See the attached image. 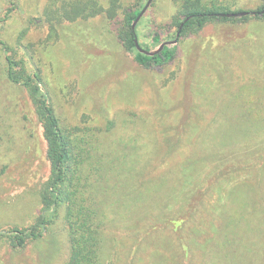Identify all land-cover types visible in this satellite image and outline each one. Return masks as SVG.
I'll return each mask as SVG.
<instances>
[{
    "label": "rangeland",
    "instance_id": "rangeland-1",
    "mask_svg": "<svg viewBox=\"0 0 264 264\" xmlns=\"http://www.w3.org/2000/svg\"><path fill=\"white\" fill-rule=\"evenodd\" d=\"M147 1L0 0V232L33 224L50 176L28 94L4 72L11 57L39 75L87 159L93 209L107 212L99 264H264V0H200L249 14L178 38L188 0H152L139 46L156 50V33L177 43L150 68L121 40ZM70 247L62 207L37 240L0 239V264H66Z\"/></svg>",
    "mask_w": 264,
    "mask_h": 264
},
{
    "label": "trees",
    "instance_id": "trees-1",
    "mask_svg": "<svg viewBox=\"0 0 264 264\" xmlns=\"http://www.w3.org/2000/svg\"><path fill=\"white\" fill-rule=\"evenodd\" d=\"M142 9L139 7L128 16L126 21L130 28L127 35L121 40L134 53V61L139 65L150 68L168 64L174 58L175 47H164L160 53L151 57L139 53L135 48L134 38L137 36L135 31L131 30V25ZM224 10L221 4L205 7L200 0H188L183 6V12L180 13L181 21L176 23L177 32L182 24L180 35L189 31L196 32L210 22L238 21L247 18L221 16L231 13ZM263 12L264 3L254 11V17L259 20L263 19ZM152 42L159 47L161 42L158 33L152 36ZM6 62L7 66L4 72L8 81L14 85H20L26 90L34 114L42 128L46 142V158L50 165V176L39 192L40 212L33 224L25 229L16 227L1 231L0 239L10 240L14 247H23L27 241L37 240L54 219L58 209L64 207L65 223L71 246L70 257L66 264H99L101 248L99 229L107 219V212H97L93 209L96 202L95 196L98 192L96 189L92 192V185L87 184V179H89L87 177L89 172L87 159L79 160V152L82 150H78L69 135L61 129L58 119L40 87L39 75L36 72H29L22 60L15 61L11 57H6ZM83 154L87 158V150L85 153L83 151ZM231 251L235 252L232 247ZM229 258L230 256L226 255L222 262L216 264H228Z\"/></svg>",
    "mask_w": 264,
    "mask_h": 264
},
{
    "label": "water",
    "instance_id": "water-1",
    "mask_svg": "<svg viewBox=\"0 0 264 264\" xmlns=\"http://www.w3.org/2000/svg\"><path fill=\"white\" fill-rule=\"evenodd\" d=\"M152 0H148L146 5L143 7V9L140 11V13L138 14V16L136 17V19L133 21L132 25H131V30L134 32L135 30V25L136 23L141 19V17L145 14V12L147 11L149 5L151 4ZM264 13V12H263ZM249 13L248 12H238V13H227V14H222L221 16H225L227 18H238V17H243V16H247ZM188 20V19H187ZM183 27V24L179 27V31L177 32L176 34V37L178 38L179 35H180V31ZM177 38L173 41H168V42H163L159 45V47L154 50V51H147V50H144L142 49L139 44H138V40L137 38L135 37L134 38V44H135V48L136 50L141 53V54H144L146 56H155L157 55L158 53H160L164 47H169V46H172V45H175L177 43Z\"/></svg>",
    "mask_w": 264,
    "mask_h": 264
}]
</instances>
